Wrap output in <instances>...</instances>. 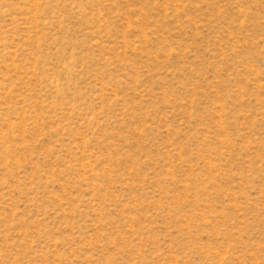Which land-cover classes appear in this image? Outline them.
I'll return each mask as SVG.
<instances>
[{"label":"rangeland","instance_id":"374dc122","mask_svg":"<svg viewBox=\"0 0 264 264\" xmlns=\"http://www.w3.org/2000/svg\"><path fill=\"white\" fill-rule=\"evenodd\" d=\"M0 264H264V0H0Z\"/></svg>","mask_w":264,"mask_h":264}]
</instances>
